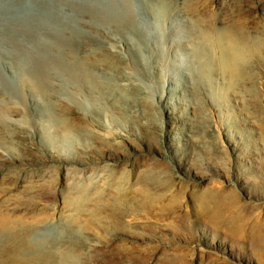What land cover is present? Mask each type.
Instances as JSON below:
<instances>
[{"label": "rangeland", "instance_id": "1", "mask_svg": "<svg viewBox=\"0 0 264 264\" xmlns=\"http://www.w3.org/2000/svg\"><path fill=\"white\" fill-rule=\"evenodd\" d=\"M3 10L0 216L76 264H264V0Z\"/></svg>", "mask_w": 264, "mask_h": 264}, {"label": "bare ground", "instance_id": "2", "mask_svg": "<svg viewBox=\"0 0 264 264\" xmlns=\"http://www.w3.org/2000/svg\"><path fill=\"white\" fill-rule=\"evenodd\" d=\"M0 0V8H3V14L8 15L12 14L15 16L22 7V5L25 3V1L21 0ZM122 2V1H121ZM120 2V5L123 4ZM124 2V0H123ZM126 2V1H125ZM125 4V3H124ZM7 6V7H6ZM122 6L121 8H123ZM72 8V7H71ZM129 8V7H128ZM127 8V9H128ZM73 10V9H71ZM112 10V9H110ZM75 11V10H74ZM126 11V10H124ZM129 12V11H128ZM126 13V12H124ZM13 16V17H14ZM95 16V15H94ZM19 17V14H18ZM100 17V16H99ZM11 16L9 17V19ZM16 18V17H15ZM105 18V17H104ZM5 20V19H4ZM8 20V19H6ZM29 20V19H28ZM99 20V19H98ZM107 20V19H106ZM14 21V20H13ZM26 21V20H25ZM4 24L5 23H1ZM24 23H22L23 25ZM32 24V23H30ZM95 24V23H94ZM7 25V24H6ZM10 25V24H9ZM16 26L15 24H13ZM26 26V23L24 24ZM5 28V27H4ZM14 29V28H13ZM17 29V28H16ZM19 29V27H18ZM26 29V28H25ZM1 30V28H0ZM3 31V29H2ZM15 32H18V34H22L25 37V40H33L36 38L37 35L32 36V32L30 30H14ZM38 31V30H34ZM40 31V30H39ZM9 32V31H7ZM6 32V33H7ZM42 32V31H41ZM5 33V34H6ZM13 33V32H12ZM3 34V33H2ZM1 34V35H2ZM0 35V36H1ZM7 35V34H6ZM34 35V34H33ZM3 36V35H2ZM5 36V35H4ZM30 37V38H28ZM3 39V37H2ZM2 39H0L2 41ZM19 39V38H18ZM2 44L5 43V45L8 47V45H12V43H15L13 41H10L9 39L6 38V40H3L1 42ZM238 49L235 48V46H230L226 50V55H225V60L226 59H235L237 58L236 53L238 51L236 50H241L243 52L244 56L247 54V47H243L238 43ZM13 47V46H12ZM204 48V47H203ZM5 57L8 58V60L14 59L13 57L15 56L13 54V51L10 49H7L6 54H4ZM227 57V58H226ZM15 61H11L10 63H14ZM63 62V61H62ZM69 62V61H68ZM201 62V61H200ZM7 63V62H6ZM78 63V62H77ZM50 65V64H49ZM64 65V64H63ZM39 66V65H38ZM67 66H69L67 64ZM66 66V67H67ZM23 66L19 67L20 71H16L17 78H19L20 83L22 84L23 82L28 81L27 78H34L33 75L29 76L28 74H25V69L22 68ZM32 67V66H31ZM60 67V65H59ZM44 69V68H43ZM48 69V68H47ZM58 69V68H57ZM46 70V69H45ZM59 71V70H58ZM65 71V70H64ZM79 71V70H78ZM31 72V71H28ZM81 73V72H80ZM33 74V72H32ZM36 77H41V74H43L41 69H37L35 71ZM72 74V73H71ZM70 74V75H71ZM44 76V75H43ZM50 77H52L50 75ZM56 75H54V78ZM59 78V77H58ZM42 79V78H41ZM44 79V78H43ZM42 79V81H44ZM40 80V79H39ZM18 81V82H19ZM38 81V80H37ZM81 81V80H80ZM7 82V81H6ZM9 82V81H8ZM44 83V82H43ZM42 83V84H43ZM52 83V82H51ZM86 83V82H85ZM20 84V85H21ZM25 84V83H24ZM5 86V85H4ZM3 86V82L0 81V123L1 125H4V121H9V117L12 114H19L16 109H14V106L11 105L13 104L16 100L13 99L15 95L9 94L8 92V87L5 88ZM8 89V90H7ZM75 89V88H74ZM78 89V88H77ZM18 90V89H17ZM78 91V90H77ZM22 92V91H21ZM35 92V91H34ZM20 93V92H19ZM23 93V92H22ZM7 95V99H4V95ZM24 94V93H23ZM17 97V96H16ZM20 97V96H19ZM76 97V96H75ZM88 97V96H87ZM87 98L84 97L83 100H81L86 107V111L91 108V105L89 102L86 100ZM40 100V99H39ZM99 101V100H98ZM79 108V107H78ZM84 110V109H83ZM106 122V121H105ZM56 124V123H55ZM111 124V123H110ZM6 125V124H5ZM111 126V125H110ZM49 127V126H48ZM59 127V126H58ZM55 128V127H54ZM111 129V128H110ZM48 131V130H47ZM54 130H51V132ZM59 131V130H58ZM62 132V131H61ZM56 133V132H55ZM111 132L108 131V134ZM7 134V133H6ZM49 134V133H48ZM52 134V133H51ZM67 134V133H66ZM46 135V134H45ZM55 135V134H54ZM2 131L0 130V148H4V151H7L6 149V143H4V140L2 139ZM52 136V135H51ZM47 137V136H46ZM56 146V145H55ZM82 199H79L76 201V204H80ZM79 202V203H78ZM14 222L13 219L8 218L6 216H0V264H76L79 260L75 257L72 256L68 252L64 251H57L58 245H55L58 240H46V239H36L33 237L34 229L35 226L31 225H26V224H19L17 227L13 225L12 223ZM38 225V224H37ZM78 261H77V260ZM69 260V262H68ZM111 260V259H110ZM68 262V263H67Z\"/></svg>", "mask_w": 264, "mask_h": 264}]
</instances>
